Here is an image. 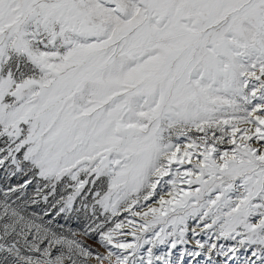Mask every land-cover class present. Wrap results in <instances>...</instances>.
<instances>
[{
    "label": "snow or ice",
    "instance_id": "6c2138e0",
    "mask_svg": "<svg viewBox=\"0 0 264 264\" xmlns=\"http://www.w3.org/2000/svg\"><path fill=\"white\" fill-rule=\"evenodd\" d=\"M0 264H264V0H0Z\"/></svg>",
    "mask_w": 264,
    "mask_h": 264
},
{
    "label": "rangeland",
    "instance_id": "374dc122",
    "mask_svg": "<svg viewBox=\"0 0 264 264\" xmlns=\"http://www.w3.org/2000/svg\"><path fill=\"white\" fill-rule=\"evenodd\" d=\"M181 247H182V246H181ZM188 247H192V245H191V244H189V245H188ZM174 251H175V250H174Z\"/></svg>",
    "mask_w": 264,
    "mask_h": 264
}]
</instances>
